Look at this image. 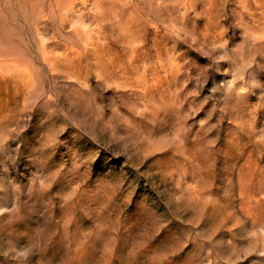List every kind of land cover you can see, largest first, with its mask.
I'll return each instance as SVG.
<instances>
[{"label": "rangeland", "instance_id": "1", "mask_svg": "<svg viewBox=\"0 0 264 264\" xmlns=\"http://www.w3.org/2000/svg\"><path fill=\"white\" fill-rule=\"evenodd\" d=\"M98 1L0 0V264H264V0Z\"/></svg>", "mask_w": 264, "mask_h": 264}, {"label": "bare ground", "instance_id": "2", "mask_svg": "<svg viewBox=\"0 0 264 264\" xmlns=\"http://www.w3.org/2000/svg\"><path fill=\"white\" fill-rule=\"evenodd\" d=\"M33 1H34V0H33ZM44 1H45V0H44ZM93 1H95V0H93ZM97 1H98V0H97ZM102 1H103V0H102ZM102 1H101V2H102ZM211 1H212V0H211ZM211 1H210L209 4H211ZM20 2H21V1H19L18 3L20 4ZM39 2H40V1H39ZM65 2H66V0H65ZM70 2H71V0H70ZM83 2H84V0H83ZM87 2H88V1H87ZM98 2H99V1H98ZM101 2H99V3H101ZM105 2H107V1H105ZM114 2L116 3V1H113V4H114ZM213 2H214V1H213ZM22 3H23V2H22ZM31 3H32V2H31ZM45 3H46V2H45ZM45 3H44V4H45ZM63 3H64V2H63ZM67 3H68V2H66V4H67ZM75 3H76V2H75ZM99 3H98V5H100ZM215 3H216V2H215ZM28 4H29V3H28ZM33 4L35 5V3H33ZM40 4H41V3H40ZM51 4H52V3H51ZM51 4H50V5H51ZM54 4H55V3H54ZM71 4H72V3H71ZM92 4H94V3H92ZM120 4H121V3H120ZM30 5H31V4H30ZM42 5H43V3L41 4V6H39V5H38V6L41 7V8H44V6H46V5H44V6L42 7ZM47 5H48V4H47ZM67 5H68V4H67ZM72 5H73V4H72ZM78 5H79V4H78ZM118 5H119V4H118ZM118 5H117V6H118ZM211 5H212V4H211ZM211 5H210V7H212ZM23 6H25V5H23ZM48 6H49V5H48ZM51 6H53V4H52ZM60 6H61V5H60ZM82 6H83V5H82ZM84 6H85V5H84ZM114 6H115V5H114ZM125 6H126V5H125ZM21 7H22V6H21ZM25 7H26V6H25ZM53 7H54V6H53ZM68 7H69V6H68ZM68 7H65V8L67 9ZM121 7H122V6H121ZM214 7H215V4H214ZM214 7H213V10L215 11L216 8L214 9ZM33 8H35V7H33ZM37 8H38V7H37ZM59 8H60V7H59ZM78 8H79V6H78ZM68 9H69V8H68ZM68 9H67V10H68ZM98 9H99V8H98ZM107 9H108V8H107ZM119 9H120V8H119ZM122 9H123V7H122ZM124 9H125V8H124ZM126 9H127V8H126ZM126 9H125V10H126ZM45 10H46V8H45ZM45 10H44V12H46L48 9H47L46 11H45ZM51 10H52V9H51ZM61 10H64V9L62 8ZM61 10H59V11H61ZM69 10H70V9H69ZM69 10H68L67 12H70V11H71V10H70V11H69ZM93 10H94V9H93ZM104 10H105V9H104ZM210 10H211V9H210ZM213 10H212V11H213ZM217 10H218V8H217ZM59 11H58L57 13H59ZM64 11H65V10H64ZM90 11H91V10H90ZM99 11H103V10H99ZM107 11H108V10H107ZM48 12H49V11H48ZM54 12H55V11H54ZM67 12H66V14H67ZM80 12H82V10H81ZM93 12H94V11H93ZM104 12H105V11H104ZM55 13H56V12H55ZM77 13H78V12H77ZM83 13H84V12H83ZM91 13H92V11H91ZM94 13H95V12H94ZM111 13H112V12H111ZM38 14H39V13H38ZM71 14H72V12H71ZM71 14H70V15H71ZM87 14H90V12L88 11ZM112 14H113V13H112ZM36 15H37V14H36ZM55 15H56V14H55ZM58 15H59V14H58ZM81 15H82V14H81ZM84 15H85V14H84ZM100 15H101V13H100ZM2 16H3V15H2ZM2 16H1V17H2ZM72 16H73V15H72ZM74 16H76V15H74ZM87 16H88V15H87ZM108 16H109V15H108ZM55 17H56V16H55ZM67 17H68V15H67ZM80 17H81V16H80ZM95 17H96V16H95ZM101 17H102V16H101ZM48 19H49V18H48ZM63 19H64V18H63ZM87 19H88V18H87ZM108 19H109V18H108ZM110 19H111V18H110ZM68 20H69V19H68ZM68 20H67V21H68ZM79 20H80V18H79ZM82 20H83V19H82ZM92 20H93V19H92ZM101 20H102V19H101ZM69 21H70V20H69ZM90 21H91V20H90ZM102 21H103V20H102ZM102 21H101L100 23H102ZM47 22H48V21H47ZM55 22H56V21H55ZM109 22H110V21H109ZM98 23H99V22H98ZM103 23H104V22H103ZM48 24H50V22L47 23V25H48ZM56 25H57V24H56ZM4 26H5V25H4ZM102 26H104V25H102ZM39 27H40V25L38 26V29H39ZM64 28H67V27H64ZM70 28H71V27H70ZM77 29H79V28H77ZM70 30H71V29H70ZM71 32H72V31H71ZM74 34H75V33H74Z\"/></svg>", "mask_w": 264, "mask_h": 264}]
</instances>
